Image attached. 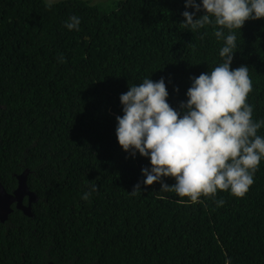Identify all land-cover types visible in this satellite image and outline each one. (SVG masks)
Listing matches in <instances>:
<instances>
[{
  "label": "trees",
  "instance_id": "1",
  "mask_svg": "<svg viewBox=\"0 0 264 264\" xmlns=\"http://www.w3.org/2000/svg\"><path fill=\"white\" fill-rule=\"evenodd\" d=\"M47 5L0 0V182L12 193L28 171L38 198L31 216L13 205L0 222V264H264V158L244 198L218 192L223 206L192 204L159 182L145 186L150 159L124 152L116 136L120 96L145 78H163L167 102L183 112L192 78L223 62L214 26L181 27L194 11L185 0ZM71 16L79 31L65 27ZM236 35L230 67L249 68L248 103L260 121L264 19ZM91 184L98 190L85 201Z\"/></svg>",
  "mask_w": 264,
  "mask_h": 264
},
{
  "label": "clouds",
  "instance_id": "2",
  "mask_svg": "<svg viewBox=\"0 0 264 264\" xmlns=\"http://www.w3.org/2000/svg\"><path fill=\"white\" fill-rule=\"evenodd\" d=\"M52 3L48 0L47 7ZM189 8L194 11L182 13L181 27L196 31L213 25L216 39L224 41L219 52L223 62L192 78L187 102L180 105L182 113L167 102L163 78L157 82L145 78L129 86L120 96L124 115L116 118V136L124 152L150 159L151 168L142 169L145 186L159 182L161 192L188 198L181 202L195 204L204 197L219 207L225 201L217 200L218 192L246 196L264 158V136L258 135L264 119L255 121L248 103L253 91L249 68L230 67L238 48L236 31L246 21L264 19V0H185V9ZM201 10L205 14L194 19ZM80 23L78 16H71L65 27L79 31ZM58 60L66 62L62 55ZM162 178H173L175 184L169 186ZM97 190L91 184L82 199L87 201ZM137 192L139 183L131 194Z\"/></svg>",
  "mask_w": 264,
  "mask_h": 264
},
{
  "label": "water",
  "instance_id": "3",
  "mask_svg": "<svg viewBox=\"0 0 264 264\" xmlns=\"http://www.w3.org/2000/svg\"><path fill=\"white\" fill-rule=\"evenodd\" d=\"M28 171L16 176L17 187L12 193H8L0 182V222L4 223L12 213V206L23 214L31 216V206L36 203L38 198L35 193L29 190L27 186ZM26 198V204L24 199ZM53 264V263H49Z\"/></svg>",
  "mask_w": 264,
  "mask_h": 264
},
{
  "label": "rangeland",
  "instance_id": "4",
  "mask_svg": "<svg viewBox=\"0 0 264 264\" xmlns=\"http://www.w3.org/2000/svg\"><path fill=\"white\" fill-rule=\"evenodd\" d=\"M59 1L62 0H53V3H57ZM91 2V4H95V5H102V6H106L108 5V3H110L111 1H117V0H89ZM44 2L48 3V0H44Z\"/></svg>",
  "mask_w": 264,
  "mask_h": 264
},
{
  "label": "flooded vegetation",
  "instance_id": "5",
  "mask_svg": "<svg viewBox=\"0 0 264 264\" xmlns=\"http://www.w3.org/2000/svg\"><path fill=\"white\" fill-rule=\"evenodd\" d=\"M26 199V198H25ZM25 199H24V201H25ZM25 204V203H24Z\"/></svg>",
  "mask_w": 264,
  "mask_h": 264
}]
</instances>
